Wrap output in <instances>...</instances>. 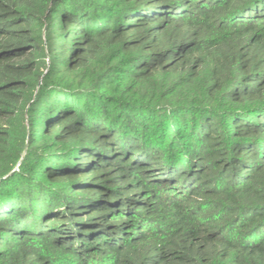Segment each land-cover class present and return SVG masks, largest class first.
I'll use <instances>...</instances> for the list:
<instances>
[{"label":"trees","instance_id":"16d2710c","mask_svg":"<svg viewBox=\"0 0 264 264\" xmlns=\"http://www.w3.org/2000/svg\"><path fill=\"white\" fill-rule=\"evenodd\" d=\"M0 264H264V0H0Z\"/></svg>","mask_w":264,"mask_h":264}]
</instances>
